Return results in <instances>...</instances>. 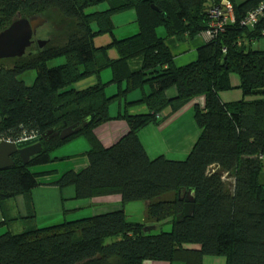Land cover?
I'll list each match as a JSON object with an SVG mask.
<instances>
[{
	"label": "trees",
	"instance_id": "obj_1",
	"mask_svg": "<svg viewBox=\"0 0 264 264\" xmlns=\"http://www.w3.org/2000/svg\"><path fill=\"white\" fill-rule=\"evenodd\" d=\"M49 1L0 0V9L29 17L39 14L30 8ZM66 1L79 21L59 20L60 29L48 31L45 45L33 42L13 64L0 65V139L41 137L93 118L65 139L41 137V151L27 163L15 154L12 167L0 170V203L18 195L29 202L31 190L44 184L41 177L54 172L41 166L61 159L59 146L79 136L89 143L86 166L61 172L52 184L72 186L77 199L118 195L120 201L110 210L46 226L28 217L30 226L0 233V264H202L205 256H223L225 264H264V49L254 44L264 39V0H229L233 20L203 39L195 60L182 66L174 64L167 38L182 42L204 34L211 29L209 9L221 0ZM258 6L256 21L243 23ZM128 10L134 11L138 30L117 39L112 16ZM13 20L0 21V31ZM99 34L112 38L96 46ZM110 48L117 57L109 56ZM136 56L141 66L130 71L128 60ZM105 70L110 78L101 81ZM26 71L34 72L31 85L18 77ZM89 77L96 82L76 86ZM110 85L116 89L108 93ZM233 88L239 97L224 101L220 93ZM197 96H203V105H194L193 117L201 133L190 153L182 160L150 159L138 130ZM113 103L122 110L111 116ZM135 104L145 111L130 113L128 107ZM112 118L125 120L127 131L104 146L93 130ZM188 196L192 202H186ZM137 200L145 202L143 222L124 213V205ZM186 205L192 207L189 214ZM159 223L171 229L152 232ZM5 224L0 220V227Z\"/></svg>",
	"mask_w": 264,
	"mask_h": 264
},
{
	"label": "crops",
	"instance_id": "obj_2",
	"mask_svg": "<svg viewBox=\"0 0 264 264\" xmlns=\"http://www.w3.org/2000/svg\"><path fill=\"white\" fill-rule=\"evenodd\" d=\"M236 3H241L245 0H234ZM68 3V2H65ZM73 12L77 15L76 10L72 4L68 3ZM104 4L99 5L103 8ZM113 36L117 39L125 38L137 32L138 27L135 23V13L132 10L120 12L112 16ZM160 35H164L162 29L158 30ZM94 37L100 41V44H107L112 36L102 35ZM205 34H201L198 38L191 41L178 42L173 37L167 38L166 42L174 54L173 62L176 66L185 65L196 58V48L206 39ZM257 47L264 49V39L254 41ZM110 48L109 56L117 57V53ZM141 66V56H136L128 60V68L130 71H135ZM110 78V71L105 70L100 75L101 81H106ZM96 81V79H93ZM230 83L236 84L237 78L234 75L230 76ZM77 86V85H76ZM86 86V85H85ZM83 87V86H82ZM115 86L110 85L106 90L115 91ZM108 92V91H107ZM108 92V93H111ZM224 101L233 100L239 97V91H223L220 93ZM203 105V96H197L184 104L175 113L168 115V117L161 120V122H148L142 126L137 136L146 155L152 159L157 156H164L169 159L182 160L190 153L193 145L198 139L201 129L197 126L194 120V105ZM122 110L121 104L115 108V113H110L111 116L116 115ZM130 113H143L145 107L141 104L128 107ZM166 112V111H164ZM120 119H108L104 122H112ZM107 123L108 135L101 136L102 132L93 130L96 137L101 144L108 146L112 144L120 136L127 131V124L124 120L113 125ZM108 128L110 130H108ZM89 148V143L83 136L73 138L61 146H59L56 153L62 157L59 160L52 162L49 165L41 167L42 170L54 169V172L44 174L41 179L44 184H40L33 188L30 192V201L28 202L23 196H16L7 199L0 203V220L7 222L3 226V230H13L17 226L20 231L24 227L30 226L29 218L37 226H46L67 219H76L95 213L110 210L118 206L120 197L118 195L101 196L87 199H77L74 196V188L72 186L60 188L52 181L63 171L66 170H80L87 164V159L84 152ZM186 155V156H185ZM31 216V217H30ZM29 217V218H28ZM45 218V220H44ZM10 220V221H9ZM45 223L40 224L39 221ZM141 264H183L181 262L168 263L165 261L146 260ZM202 264H225V257L223 256H205Z\"/></svg>",
	"mask_w": 264,
	"mask_h": 264
},
{
	"label": "water",
	"instance_id": "obj_3",
	"mask_svg": "<svg viewBox=\"0 0 264 264\" xmlns=\"http://www.w3.org/2000/svg\"><path fill=\"white\" fill-rule=\"evenodd\" d=\"M46 22V19L39 14H34L29 17H20L13 20L7 27L0 31V59L21 57L26 53V50L33 44V36L37 29ZM47 40H36L39 47L46 44ZM93 115H89L81 120L80 123H74L64 127L60 131L48 130L46 134L58 136L60 139H65L86 126ZM43 134L41 137H45ZM40 136L19 140L17 142L0 139V170L8 169L13 165V156L17 154L23 163L35 154L41 151ZM189 195V194H188ZM186 202H192L191 197H186ZM192 207L186 205L184 207L185 214H189Z\"/></svg>",
	"mask_w": 264,
	"mask_h": 264
},
{
	"label": "rangeland",
	"instance_id": "obj_4",
	"mask_svg": "<svg viewBox=\"0 0 264 264\" xmlns=\"http://www.w3.org/2000/svg\"><path fill=\"white\" fill-rule=\"evenodd\" d=\"M65 2H68V1H66V0H51L49 2H45L44 4H41L40 6H34V7L30 8V10H29L30 12H32V13L33 12H39V15L44 17L46 19L45 23H47L46 25L44 24L45 27L43 26L40 29V31L38 32L37 36L35 37V42L38 39H41V40L50 39L48 36V31L53 27L54 32H57L60 29L59 24L57 23L59 20H60L59 23H65V24L68 22H72V20H75V19L79 21L78 15H76L73 12V8L68 4L69 2L68 3H65ZM18 16H19L18 13H15L11 9H0V21H2L4 23H8L11 20H13L14 18H18ZM76 26H81L80 22H78ZM93 26L95 27L96 24L95 25L93 24ZM102 35L110 36L109 34H102ZM99 36L100 35H98V37ZM94 44L96 46H100V45H97V44H100V41H98V39H96V42ZM255 47H256V45H255ZM36 50H37L36 47L33 45L31 51L33 53H35ZM113 51L115 52V50H113ZM115 55H116V52H115ZM13 61H15L13 58H2V59H0V65H11V64H13ZM55 63L53 61H51L48 64L54 65ZM109 71L110 70H108V72ZM233 75L236 77L235 74H233ZM18 77L21 78L27 85H31L34 81V72L33 71H26V72L21 73ZM86 79L87 80H85V81H80L79 83H77V87L83 88L82 86H85V85L89 86V85H92L96 82L93 80L94 77H89ZM113 87H114V85H113ZM106 91L111 92V90L110 91L106 90ZM230 91H239V89L233 88ZM239 95H240V91H239ZM115 108H116V103L111 104L109 107V112L115 113ZM120 120H122V119H120ZM120 120H116L115 122L114 121L102 122V123L98 124L94 128V130L101 131L102 132L101 136L104 137V136L108 135V132H105V131H107V123H111L110 125H113V127H114V125L116 123L120 122ZM124 122L126 123L125 120H124ZM108 130H110V129L108 128ZM110 144H107V145H110ZM31 168H33L35 170L37 167L33 166ZM124 213L127 216L128 220L136 221V222H143L145 220V202L142 200L128 202L127 204L124 205ZM44 220H45V218H44ZM39 222H40V224L45 223L43 220L39 221ZM17 229H18L17 226L13 227V230L15 232L18 231ZM170 229H171V225L169 223H164V224L159 223V224H156L155 228L152 229L151 231L152 232H159L160 230H170ZM3 231H4L3 227H0V233H2Z\"/></svg>",
	"mask_w": 264,
	"mask_h": 264
},
{
	"label": "built area",
	"instance_id": "obj_5",
	"mask_svg": "<svg viewBox=\"0 0 264 264\" xmlns=\"http://www.w3.org/2000/svg\"><path fill=\"white\" fill-rule=\"evenodd\" d=\"M260 11H261V6L255 7L254 9L250 10L247 13L245 19L243 20V23L252 24L253 22H255L258 15L260 14ZM209 15L211 18V21H210L211 29H209L208 31L204 33L207 38L212 37V35L215 32L223 29L226 21L233 20L234 16H233L232 3L229 0H221L220 5H213L209 9ZM32 137L34 136H25L21 138L20 140L32 138Z\"/></svg>",
	"mask_w": 264,
	"mask_h": 264
},
{
	"label": "flooded vegetation",
	"instance_id": "obj_6",
	"mask_svg": "<svg viewBox=\"0 0 264 264\" xmlns=\"http://www.w3.org/2000/svg\"><path fill=\"white\" fill-rule=\"evenodd\" d=\"M38 29H39V28H38ZM38 29H37V30H38Z\"/></svg>",
	"mask_w": 264,
	"mask_h": 264
}]
</instances>
